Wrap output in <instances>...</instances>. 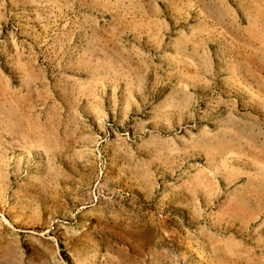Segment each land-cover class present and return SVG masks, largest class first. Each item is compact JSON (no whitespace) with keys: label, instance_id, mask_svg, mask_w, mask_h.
I'll return each mask as SVG.
<instances>
[{"label":"rangeland","instance_id":"1","mask_svg":"<svg viewBox=\"0 0 264 264\" xmlns=\"http://www.w3.org/2000/svg\"><path fill=\"white\" fill-rule=\"evenodd\" d=\"M0 264H264V0H0Z\"/></svg>","mask_w":264,"mask_h":264}]
</instances>
